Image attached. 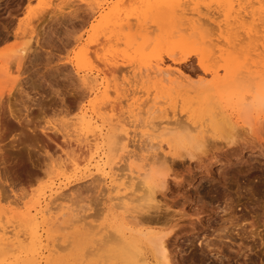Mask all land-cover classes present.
I'll list each match as a JSON object with an SVG mask.
<instances>
[{
	"label": "rangeland",
	"instance_id": "rangeland-1",
	"mask_svg": "<svg viewBox=\"0 0 264 264\" xmlns=\"http://www.w3.org/2000/svg\"><path fill=\"white\" fill-rule=\"evenodd\" d=\"M141 1L142 0H129L128 2V0H124V2H126V5H124L125 3L123 0H0V40H2L0 41V63L9 62L8 68L13 78H16L18 74L16 62H14L18 60L16 56L21 53L20 50L25 49L23 59L21 60L23 65H20L21 68H19L22 72L20 71L21 74L18 75L14 83L10 81L13 86L6 79L7 83L5 81L2 85L0 84V86H2L1 91H3L0 96V121H2V125L6 128L5 131L7 132V134H4L6 132L3 133V135H5L3 138L0 137V145L3 147V143H5L3 148L6 146L8 147L10 144L7 145V143L10 139L12 141L9 143H13L15 139H19V132H21L22 135V132L25 130L24 133L26 134L25 138L23 137L25 134L22 136L24 139L20 137V140L22 139L23 141L20 143L21 145L16 142V144H18L17 148L16 146L12 149L9 147L11 150H8L4 163H2L0 159V219L3 218L2 221H0V229L4 227L0 230V264H9V262L15 260L16 257L24 259V257H29L32 254L36 258L35 264H123L114 257V251L120 248L122 244L119 243L118 239L112 240L111 237L115 238L114 236L117 235L116 237L121 239L119 232L122 226H124L123 233L128 235L130 229H138L140 227L148 228L153 225V223H149L146 220L147 216L144 218L143 222V219H140L141 225L137 220L138 223L135 222L134 224V221H130L131 217L129 216L131 213L129 211H126V209L122 207V209L116 207L118 203L115 202L118 201L110 199L111 194L108 193L103 181L97 178L93 167L94 160L97 159L98 152L101 151L102 148L94 152L92 156L93 159L91 158L89 162H83L84 160L82 161L80 159L82 158L81 149H83L80 146H82L81 144L83 142L80 141L79 138H81V135L75 130L77 127L74 126L73 123L77 122V117H80L83 112H86L87 115L88 113L89 115L92 114L94 119L98 118L99 124L102 122L104 132L107 130H119L120 128L116 127L123 125L124 128H128V131L133 132L130 133L131 135H135L136 133L140 135V131L144 129L143 125L148 121L151 123L154 121L155 124L159 121L164 123L165 120L167 121L170 119L169 117L170 115L172 116L173 111L176 112V110H179L178 108L172 109V104L175 100L182 97L180 95L183 92L177 95L176 92L180 91L177 85L168 83V81H159V79L153 77V75H150L151 77L148 76L149 70L147 69H149V66L154 65L156 60L162 62L165 66L170 65V67V63H172V66L178 67L188 76L189 82L191 81L193 86L201 87L204 83L210 81L211 76L203 74L198 59L204 55V52L206 54L204 56H211L214 58V56L216 57L219 55L220 50L226 49V45L229 46V44L226 43L225 35L223 36L224 33L221 34L222 29H224L226 25L225 10L219 8L217 3L211 2L210 0H196L199 6L203 7L200 8V11L203 9L201 11L203 19L206 20L207 18L209 23L211 22L210 24L207 22L209 26H207L205 38L201 37L199 30L193 32H197L196 35L201 40H199L197 36H191L192 31H189V29L184 30L188 27L187 24L180 23L171 28L169 32L170 36L162 39L155 24L148 21V31L151 34L148 33L147 40L143 42L140 34L142 31L140 28H137L134 17L136 11L139 9V2ZM243 1L245 4L242 3ZM233 3L235 6L234 9H237L240 4L246 12L249 11V13L258 12L264 8L263 0H233ZM106 9L109 10L106 13L110 11L119 12L120 17H126L131 26L134 27H130L129 29L125 28L126 30H121L118 27L108 28L105 21L103 24V17L106 15V13L105 15L103 14L105 12H103V10ZM58 10H60L61 13ZM97 13H101V16ZM216 14H218V17ZM219 14H221V16ZM215 16L217 18H215ZM132 18H134V20H131ZM126 21L124 20L123 23ZM256 23L260 24L258 21L253 22L251 18H248L244 22V29L240 30V34L243 32V37L241 35L238 37V39H240V37L244 39L236 41L241 43V46H239V49L235 48V53L232 51V56L248 62L264 58V23L261 24L260 27H257L259 24L256 25ZM150 25L152 27H150ZM31 28H34V32L31 31ZM257 28L259 29L257 30ZM213 29L216 30L214 31ZM6 32L8 34H6ZM252 32L254 37L253 35L251 37L248 35V33L251 35ZM4 34L8 36L3 38L5 37ZM130 34H133L132 44L128 42L130 41ZM209 34L212 35L210 36ZM213 34H218V37ZM255 35H260L261 38H257ZM182 36L190 37L189 39L187 38V47L184 49H172L174 45L180 43ZM220 38L223 39L226 45H223L222 42L215 43L216 39L219 41ZM253 38L255 40H253ZM212 39L215 40L213 41ZM248 39L250 40L249 42ZM206 40L209 41V43H207ZM173 41L175 42L174 45H172ZM204 41L205 44H202ZM251 41L254 44H251ZM242 44L243 46L245 45L243 48ZM172 50L173 55L169 56ZM216 50L218 51L216 52ZM185 53L190 54L186 60H183ZM13 55L15 56L12 57ZM10 56L12 58H10ZM172 57L174 59H171ZM103 62L107 66L104 65ZM77 63L78 65H76ZM111 66L115 68V70H113L115 72H111ZM141 68H143V70ZM84 72L90 74L92 77L97 76V82L92 88L83 84L81 76L85 74ZM1 79L3 80V78ZM95 85L97 89H94ZM4 86L7 87L5 88ZM75 94L76 96H80L77 98ZM148 99L149 101H147ZM159 100L161 102H159ZM221 105L224 106L225 103L221 102ZM8 106H11L10 108L15 115H20L19 117L21 118L23 117V128H21L22 126L17 127L18 125H15L17 123L9 118ZM156 107L158 111H156ZM167 110L171 111L170 115ZM229 112H231V110H229ZM181 114L182 116L184 115V118L187 113L186 111H182ZM181 114L179 115L181 116ZM232 116L234 117V115ZM25 118L26 120L30 118V121L32 119L34 120H32L29 125L31 128L36 126L34 130L36 134H33L31 128L26 126ZM121 120L124 122L129 121L125 122L128 123V125L124 122L122 123ZM119 121H121V123ZM15 127L17 130H15ZM59 127L61 130H59ZM105 127L106 129H104ZM111 127L114 129H111ZM64 129L68 131V135H64ZM53 130L56 132L54 133ZM27 131H31L32 133ZM51 131L54 133V137L52 134L51 136L49 135L52 133ZM37 134H39L40 137L42 135V139ZM120 134L121 133L117 131L116 139L118 141L120 140L118 139ZM139 135L136 134L133 137L134 143L130 142L129 145L132 144V146H129L125 150H120L118 148L120 141L118 143L116 139L115 148L112 146L109 150L107 149L111 160L115 163V169L121 166L120 168H125L126 170L125 161L127 151H134L138 155L146 154V160L136 159L135 165L141 168L144 167V165H146L145 168L151 165L154 171L157 170L158 183L162 182L161 180L163 178L167 180V187L159 186L157 188V200H161V204H163L161 205L162 211L160 210L158 213L160 212V215L166 214L167 216L169 214V217L171 214L173 215V213H175L172 219L178 218L177 220L180 222L178 225L183 226L185 224L186 226L184 228L185 230L176 231L179 226L173 225L175 221L172 224L158 222L157 225H155L158 229H161L162 233H166L167 231L170 232L168 236H172L168 242L173 244H169L167 247L168 252H170L169 255L171 257L173 256L176 262H182L183 259L181 258H185L184 260L186 262L183 260L185 262H183V264H218L211 254L203 261H194V259H196L199 253L197 237L199 238L204 234H208L209 228L207 226V221L222 215L220 211L215 213L216 215L211 214V211L216 208L220 210L224 205L223 199H221L222 193H220L223 191V187L219 186L221 184L215 183L214 181L216 175L224 168V165L221 162L209 165V159L204 160L205 162L203 163L200 162L199 159L196 160L194 158L190 160L188 157L186 158V156L177 158V160L174 158L175 160H173V162V158H171L173 156H171V154L182 152L181 150H183V148H173L170 153L168 152V146L163 143V150L165 152L167 151L166 153L170 158L168 159L166 157L167 160H169V166H164L163 164V166H161V163L159 164V159L154 156V153H156L158 149L155 150L154 147L146 152L145 148L147 142L141 144L143 142L140 143V141H142L143 138L141 139V137H138ZM30 137L36 141V144ZM38 138L41 139L40 142L43 140L42 144L38 142ZM54 138L57 139L54 141ZM135 139L138 140L136 143ZM37 145L39 146L37 147ZM133 145H137V147ZM140 146L144 149L142 150L139 148ZM27 148L29 150H27ZM18 149H22V151ZM192 150L196 151L195 149ZM35 151L38 152L35 154ZM102 151L104 150L102 149ZM238 152V159L251 157L253 159L252 161L257 165L248 175L241 174V176H236L238 177L237 179L232 175V172L239 169V167L241 169L243 165L239 164V167L235 165L236 168L234 166L228 168L229 173H227V175H229H226V177L228 178L227 184L229 186L227 185V190H225L229 198H227V201H231L237 214L246 213L252 216L257 215L254 218L258 220L262 218L261 220H264L263 143H261V145L256 144L253 147L244 148L242 151ZM38 153L39 155H37ZM61 153L62 156L64 155L63 158L60 157ZM75 157H77V159L79 157L80 161H82L79 163L80 167L89 164L92 168L91 171L93 176L91 175L75 180L78 177H82L85 173L74 177L73 174H71V169H67L66 166L64 169V164L68 162L69 168L71 166L70 158ZM122 157L125 159L123 160ZM150 157H153V163H151V159L149 160ZM155 163H158L161 169L159 167L156 168L158 164L155 165ZM32 166H34L33 168L37 172L31 168ZM242 169L244 170L245 168L243 167ZM87 173H89V171ZM66 178H69L72 183L69 184L68 188L63 190L64 193L68 190L63 194L68 197V204L74 209L77 208L81 211L78 215H91L88 221L92 225H97L92 233V229L88 231L89 229L87 230L85 228L86 230H84L82 225L71 222L66 223L61 217L58 202L53 205L49 219L46 217H39V214L36 212V204H34L36 203V199L46 196L51 186L59 182H64V180L66 181ZM213 186L215 187L213 188ZM165 189L166 191H164ZM161 190L162 192L164 191L163 194ZM67 194H69V196ZM137 196L139 197V192ZM164 204L168 205L165 206ZM202 207L203 210L201 209ZM166 208H168V210ZM164 211H168L169 213H163ZM181 213H184L185 216L180 217ZM150 214H152V216L157 215L153 210L150 211ZM189 218L194 220V226L202 227V229L200 231L191 230L189 226L191 227L192 224L189 225L187 221ZM249 218L247 219L249 220ZM47 222L50 223V225H48ZM113 225H117L118 227L121 225V227H119L120 229L118 230L117 226L115 229ZM257 226L259 227L258 232L264 237V229L261 222H259ZM116 230L118 231L116 232ZM4 231L5 234H3ZM87 231L90 233L89 235H86L88 234ZM32 232H36L35 234H37V237L39 236L40 242L38 239L37 241L33 240ZM111 232H113L112 236ZM244 242L247 243L248 246H251V250L246 257V264H264V245H260L259 238H249ZM102 243L104 244L102 245ZM20 246H22V248ZM100 246L103 248H100ZM45 256L47 257L46 260ZM224 263H226V261Z\"/></svg>",
	"mask_w": 264,
	"mask_h": 264
},
{
	"label": "bare ground",
	"instance_id": "bare-ground-1",
	"mask_svg": "<svg viewBox=\"0 0 264 264\" xmlns=\"http://www.w3.org/2000/svg\"><path fill=\"white\" fill-rule=\"evenodd\" d=\"M210 1L217 3L219 8H222L223 10H225V13H226L225 14V17H226L225 18V24L226 25L224 26V29H222L221 34L224 33L223 36L225 35L226 43L229 44V46H227L226 43L223 42L222 38H220L219 41H217V39H216L215 43H221L222 42L223 45H226L227 48L220 50L219 55L216 57L214 56V58L211 56L210 57L204 56V55H206L204 52L203 53L204 55L198 59V62H199V65L202 69L203 74L207 75V76L208 75L211 76L210 81H208L207 83H204L201 87H195L191 84V81L189 82L188 76L185 75L178 67L176 68V67L172 66V63H170L171 67H170V65L165 66L162 62H159L158 60H156V63L154 65H150L149 69H147V70H149L147 75L148 76L153 75V77L158 78L159 81H162V82L168 81V83L177 85V88L180 90L179 92H176L177 95H180L179 94L180 92H183V93L180 95L182 97H180L174 101V103L172 104V109L178 108L179 110L178 111L176 110V112L173 111L172 116L170 115L171 111L167 110V112L169 111L170 117L169 116L168 117L170 119L167 121L164 119L165 120L164 123H161L159 121L157 124H155L154 121H153V123H151L149 121L146 122V120H145L146 123L143 125L144 129L140 131V135L138 133H136L137 131L135 133L137 135H139L138 137H141V139L142 138L144 139V140L142 139V141H140V143L143 142L141 144H144V142L145 143L147 142L146 143L147 146L145 148L146 152L150 151L154 147H155L154 148L155 150L158 149V151H156V153H154L155 154L154 156H156V158L159 159V164L161 163V166H163V165L169 166L168 165L169 160H167V158L169 159L170 157H168V155L166 153L167 151L165 152L163 150L164 147H162V146L164 144H166L168 146V148H169L168 152H170L173 148H178V147L183 148V150H181L182 152H176V153L171 154V156H173V157H171V158H173L172 161L175 160L174 158H176V160H177V158H182V157L186 156V158L188 157L190 160L195 158L196 160L199 159V161L203 162V163L205 162L204 160L209 159V162H208L209 165H213L214 163H217V162H221L224 165V168L222 169V171L218 175H216L215 180L213 179L215 181V183L221 184L219 186L223 187V189H222L223 191L220 193H222L221 199H223L224 205L222 206V208L220 210L218 208H216V209H213L211 211V214H213V215H216L215 213H217L219 211L222 212V215L218 216V218H214L213 220H208L207 221V226L209 228L208 234H204L202 237H199V238L197 237V246L199 247L198 248L199 253L196 256V259H194V261L195 260L196 261L197 260L203 261L207 258L208 255L211 254L212 257H214L216 259L218 264H246L247 263L246 257L248 256V252L251 250V246H248L247 243H245L244 241L246 239H249V238L255 239L256 237H258L260 240V245L261 246L264 245V237H262L260 232H258L259 227L257 226V224L259 222H261V225L263 226V229H264V220H261L262 219L261 218L260 219L261 221H260L256 218H254L257 215L252 216L251 214H246V213L237 214V211L234 209L231 201L230 202L227 201L228 197L226 195L225 190H227V187L229 185L227 184L228 178L226 177V175H227V173H229V169H228L229 167L234 166L236 168V166H238L239 164H242L243 166L240 169V167H239L240 165H239L238 166L239 169H236V171L234 170V172H232L234 169V167H233V169L231 171L232 175L234 177L239 176V175L241 176V174L248 175L256 167L257 164L255 165V163L252 161L253 159L251 157H246V158L244 157V158L238 159L237 158L239 156L238 151H242L244 148H247V147H253L256 144L261 145V143H263V146H264V139H263L264 138V136H263L264 135V58L257 59V60L255 59L251 62H248L246 60L244 61L243 59H241L242 60L241 61L238 58H236L235 56H232V53L233 52L235 53V48L239 49V46H241L240 45L241 43L236 42V41H238V40L241 41V39H244L241 37H240V39H238V37L240 35L243 37V32L240 34V30L244 29V22L248 18H251V20L253 22L254 21L260 22V24L258 23L259 25L256 23V25H258L257 27H260V25L264 23V8L261 11H258L255 13H249V11L246 12V10L240 4L238 5L237 9H234L235 1L233 3V0H210ZM258 1H261V0H258ZM123 2H124V0H123ZM126 2H124L125 4L124 3L123 4L126 5ZM128 2H129V0H128ZM139 3H140L139 9L136 11L134 17H135V24H136L137 28H140L142 31V33H140V34L142 36L143 42L145 40H147V34L150 33L148 31V26H149V25H147L148 21L155 24V27L157 30H159V35L161 36L162 39L170 36L169 32L171 31V28L179 25L180 23L181 24L182 23L187 24L188 27H186L184 30L189 29V31H192L191 36L196 37L197 32H193V31L199 30L201 37L205 38L207 26H209L208 25L209 21L207 20L206 17H205L206 18V20H205V19H203V16H201V11L203 9L200 11V8H203V7L199 6L198 1H196V0H186V1H183V0H142ZM242 3H244V1ZM254 3H256V2H254ZM110 6H112V5H110ZM108 8H110V7H108ZM106 10H103V12L105 11L103 13L104 15L106 12L109 11V10H107V11ZM58 11H60V10H58ZM60 13H61V11H60ZM121 13H122V11H121ZM209 13H210V11H209ZM209 13H207V14H209ZM54 14H56V13H54ZM57 14H59V13H57ZM100 14L101 13H99L98 15H100ZM219 15L221 16V14H219ZM216 16L218 17V14H216ZM216 16H215V18H217ZM103 19H104L103 24L105 21V24H107L108 28L118 27L119 29L124 30L125 28L129 29L130 27H132V28L134 27V26H131V24L128 22V19L126 17L125 18L120 17L119 12H117V11H115V12L110 11L109 13H106V15L103 17ZM99 20H101V19H99ZM124 20L125 21L127 20V21L125 23H123ZM131 20H134V18H132ZM38 21H39V19H38ZM42 21H43V19H42ZM217 25H218V23H217ZM34 26H36V25H34ZM213 26H216V25H213ZM253 26H255V25H253ZM150 27H152V26L150 25ZM258 29L259 28H257V30ZM182 30H183V28H182ZM31 31L34 32V28ZM7 32H6V34H8ZM129 33H130V31H129ZM132 35L133 34H130V36H131V37H129L130 41H128V42H130V44L133 43V41H132L133 36ZM180 35H182V34H180ZM209 35L211 36L212 34H209ZM213 35H216V34H213ZM248 35L250 37L253 35V37H254L253 32L251 35H250V33H248ZM7 36L5 35V37H3V38H6ZM14 36H15V33H14ZM256 36L257 35H255V37ZM258 37H260V35H258L257 38ZM187 38L189 39L190 37L189 36L188 37L182 36V39L180 40V43L178 45L177 44L174 45L175 42L173 41L172 45H174V46L173 47L171 46L172 49H175V48L184 49V48H186L187 44H188ZM247 38H245V39H247ZM199 40H201V39L199 38ZM212 40L214 41L215 39H212ZM253 40H255V39L253 38ZM0 41H2V40H0ZM249 41L250 40L248 39V42ZM128 42H127V44H128ZM207 43H209V41H207ZM252 43L253 42L251 41V44ZM202 44H205V41H204V43L202 42ZM244 46L242 44V48ZM252 46H254V45H252ZM246 47H247V45H246ZM20 51H21V53L19 55L15 54V55H17L16 57H18V60L14 61V62H16V65H17V71H18V74L16 75L17 77H18V75L21 74L20 73L21 70H19V68H21L20 65H23L21 60L23 59V54L25 52V49H22ZM217 51L218 50H216V52ZM189 54L185 53L183 60H186V58H188ZM15 55H13L12 57H14ZM172 55H173V50L169 56H172ZM12 57L10 56V58H12ZM174 57H175V55H174ZM171 59H174V58L172 57ZM170 61H172V60H170ZM8 64H9V62H7V61L0 63V84L1 85L3 83H5L6 80L14 83V81L17 79V77L16 78L11 77L10 71L8 68ZM103 64H104V62H103ZM76 65H78V63ZM104 65H106V64H104ZM112 67L113 66H111V69L109 67V69L111 70V72H115V71H113V70H115V68H112ZM141 69L143 70V68H141ZM142 70H141V73H142ZM77 73L79 74L78 71H77ZM97 74H98V72H97ZM81 77H82L83 84L86 86H89V88H92L94 86V84L97 82V76L92 77L88 73H85ZM1 78H3V80ZM100 78H101V76H100ZM7 81H6V83H7ZM11 82H10V84L12 85ZM5 85H7V84H5ZM4 87L6 88L7 86H4ZM1 89H2V86H0V96L2 95V92H3V91H1ZM20 89H21V87H20ZM94 89H97L96 85H95ZM76 94H75V96H76ZM79 96H76V97L78 98ZM82 96H84V95H82ZM9 98H10V96H9ZM149 99L147 101H149ZM76 100H75V102L77 103ZM159 102H161V101L159 100ZM221 102L225 103V105L224 106L221 105ZM162 103H165V102H162ZM10 104H11V102H10ZM10 107L11 106H8L9 118L14 120V122L17 123V124H15V125H18L17 127L22 126L21 128H23L24 127V125L22 124V123H24L22 121L23 117L21 118V117H19L20 115L19 116L15 115V113L13 112V110ZM142 107H144V106H142ZM43 110H45V109H43ZM229 110H231V112H229ZM148 111L150 112L149 109H148ZM156 111H158V108ZM182 111H186V113H187L184 118H183L184 115L182 116V114H181ZM179 114H181V116ZM88 115H89V113H88ZM88 115L86 112H83L80 115V117H77V122L73 123V125L77 127L75 130L78 131L79 134L81 135V138H79L80 141L83 142L81 144L82 146L78 145L84 149V150L81 149V151H82L81 156L83 159L82 158H80V159L82 161L84 160L83 162H86V161L89 162L91 160L94 152H96L97 149L99 150V148H102L104 151H102V149L99 152L97 151L98 157H97V159L94 160V163H93L94 166L93 167H94L95 174H96L97 178H99V179H101V181H103V184L105 185V188L108 190V193L111 194L110 199L111 200L114 199V200L118 201V202H115V203H118V204H116L117 205L116 207H120V208L122 207V208L126 209V211H129L131 213L129 216V217H131L130 221H132V222L134 221V224L137 221L140 224L141 223L140 221L143 219L142 220V222H143L144 218L146 216H147L146 220L149 223H153V225H151V227H148V228H141L140 227L138 229H130V233L128 235L123 233V230H124L123 227L124 226H122V229L119 232L121 235V239L119 237L117 238L116 237L117 235L114 236L115 238L111 237L112 240L118 239L119 243L122 244V246L120 248H117L114 251V257H116L123 264H183V262L185 261L184 260L185 258H181L184 260V261L182 260V262L181 261L176 262L174 260V257L173 256L171 257L169 255L170 252H168L167 247L169 244H173V243L168 242L172 238V236L171 237L168 236V234L170 232L166 231V233H164V232L162 233L161 229L160 228L158 229L155 226V225H157L158 222L159 223L163 222V223H167V224H169V223L172 224L175 221L173 224L174 226H176V225H178V223H180L177 220L178 218L172 219V217L175 216V213H173V215L171 214L170 217H169L168 211L163 212V213L168 212L167 213L168 216L166 214H163L164 216L160 215L159 214L160 212L158 213V211L161 210V205H163V204H161V202H162L161 200H157V191H158L157 188L159 186H162V187L166 186L167 180L165 178H163L161 180L162 182L158 183L157 182L158 178H157V174H156L157 170L154 171L153 168L151 167V165H149L147 168H145L146 165H144V164H143L144 167H142V168L140 166H136L135 160L136 159H141L143 161L146 160V154L145 155H138L137 153H135L134 151H131V150L127 151V153L125 152L127 154L126 155V161H125L126 170H125V168L124 169L120 168L121 166L115 169V163L111 160L109 153H108V150L112 146L113 147L116 146L117 131H119L121 133L120 136H118V139H120L119 140L120 143L117 140L119 143L118 148L120 150H125L129 146H132V144L131 145H129V144H130V142L134 143L133 137L136 134L131 135L130 133H133V132L128 131V128L127 129L124 128L123 125L116 127V128H120L119 130H116V131L111 130L112 132L107 130L106 132H104L103 131L104 126H102V122H101V124H99L98 118L94 119L92 114L89 116ZM232 115H234V117ZM29 119L26 120V118H25V121H26L25 124H26V126L30 127L29 123L33 119L31 121ZM121 121H119V122L121 123ZM123 122L124 121H122V123ZM125 122H129V121H125ZM131 122H132V120H131ZM125 124L128 125V123H125ZM35 127L34 126H33V128L30 127L33 134H36V133H34ZM21 128H19V129H21ZM104 129H106V127ZM111 129H114V128L111 127ZM5 130H6V128L3 127L2 121H0V137L3 138L5 136V135H3V133L6 132ZM15 130H17V128ZM59 130H61L60 127H59ZM31 131H27V132L32 133ZM64 131H65L64 135H68L67 134L68 131H66L65 129H64ZM24 132H25V130H24ZM24 132H22V135H21V132H19L20 133L19 136L22 137L25 134ZM53 132H54V130H53ZM53 132L52 133L49 132L50 134L49 133L48 134L51 136V134L53 135L56 131L54 133ZM38 133H40V132H38ZM4 134H7V132ZM28 135H29V133H28ZM37 135L39 136V134H37ZM20 137H19V139H15L13 141V143H9L10 141H12L11 139H10V141L8 140L9 142L7 143V145L10 144V146H8V147L5 145L6 147L3 148L5 143H3V147L0 145L1 146L0 147V159H1L2 163H4L6 161V154H7L8 150L15 148V146L17 148V145L20 144L21 142H23L22 139H24L26 137V134H25V136H23L24 138L22 137L21 140H20ZM32 137H30V138L32 139ZM36 137H35V140H36ZM41 137H43V136L41 135ZM53 137H54V135H53ZM40 138H38L39 139L38 142L41 141L42 138L41 139ZM57 138H54V141ZM137 139H135V143L138 141ZM16 140H18V141H16ZM32 140L36 144V141H34V139H32ZM154 141H156V142H154ZM16 142L18 144H16ZM33 142H30V143H33ZM40 143L42 144L43 140ZM35 144H34V146H35ZM25 145H24V147H25ZM27 146H29V145H27ZM38 146L39 145H37V147ZM141 146L139 148H141ZM9 147L11 149H9ZM40 147H41V145H40ZM134 147H137V145ZM28 148H27V150H29ZM31 149H32V147H31ZM141 149L143 150L144 148L142 147ZM192 149H195L196 151H194ZM39 150H40V148H39ZM19 151H22V149ZM19 151H17V152H19ZM37 152L35 151V154ZM40 152H41V150H40ZM42 152H44V151H42ZM63 152H65V151H63ZM260 152H263V151H260ZM68 154H69V151H68ZM79 154H80V152H79ZM29 155H31V154H29ZM37 155H39V153ZM60 155H61L60 157L63 158L64 155L62 156V153ZM83 156H86L88 158L83 157ZM152 158L151 157L149 158V160L151 159L150 160L151 163H153ZM70 159H71L70 160L71 166L69 165L70 167L68 168V164H67L68 162H67L66 163L67 165L64 164V169L66 167H67V169H71V171H72L71 174H73L74 177L76 175L85 173L82 177H78L75 180H79L80 178L89 177L93 174L91 171L92 168L89 166L88 163H87L88 165L85 164L84 167L82 166L83 168L80 167L79 163L82 161H80L79 157H78L79 160L77 159V157L70 158ZM122 159L124 160L125 158L122 157ZM59 160H60V158H59ZM156 164H158V163H155V165ZM159 164L156 166V168L161 167ZM57 165H58V162H57ZM82 165H84V164H82ZM41 166H42V164H41ZM33 167L34 166H32L31 168L34 170ZM38 167H40V166H38ZM199 167H200V165H199ZM243 167L245 168L244 170L242 169ZM39 171H38V173H39ZM41 171H42V169H41ZM88 171H89V173H87ZM35 172H37V171H35ZM214 177H215V172H214ZM237 178L238 177H236L235 179H237ZM61 181H62V179H61ZM70 183H72V181L69 180V178H66V181L64 180V182H59L58 184L51 186L49 189V193L46 196L39 197L36 199V203H34V204H36L35 205L36 212H37V214H39V217H46L47 219H49V217H50L49 215H51L50 212L53 208V205L56 202H58V207L61 211L60 212L61 217L64 219V221H66V223L71 222V223H75L78 225H82L84 227V230L89 229L88 231H90L92 229L91 230V233H92L93 229L94 228L96 229L97 225L96 226L92 225L88 221L89 218L91 217V215H88V214L87 215H78V213L81 211H79V209H77V208L74 209L70 204H68L69 203L67 201L68 197H66V195H64L68 190L65 191V193L63 192V190L68 188ZM214 187L215 186H213V188ZM101 188H102V186H101ZM164 191H166V189ZM138 192H139V197L137 196ZM161 192H162V190H161ZM163 192H162V194H163ZM67 195L69 196V194H67ZM134 203H136V204H134ZM166 205H168V204H166ZM217 207H219V206H217ZM166 209L168 210V208H166ZM166 209H164V210H166ZM201 209L203 210V207ZM151 210H153V212L157 215L152 216V214H150ZM82 213H84V212H82ZM247 215H249V216H247ZM124 216H126V215H124ZM184 216H185V214L181 213L180 217H184ZM247 218H249V220ZM258 218H259V213H258ZM2 219H0V221H2ZM181 221H183V220H181ZM187 221H188L189 225L192 224L191 227L189 226V228L191 230L200 231L202 229V227L193 225L194 224L193 219L189 218V219H187ZM47 224L50 225V223H48V222H47ZM113 226H115L113 228L116 229L117 225H113ZM178 226H179L178 229L177 230L175 229L176 231H181V230L183 231V229L186 227L185 224L183 226L182 225L181 226L178 225ZM51 227H53V226H51ZM119 227H121V225ZM119 227L117 226L118 230L120 229ZM3 228L4 227H2V229ZM2 229H0V230H2ZM31 230H32V228H31ZM118 230H116V232ZM111 231H113V230H111ZM1 233H2V231H1ZM35 233L36 232L31 233L33 236L32 237L33 240L37 241V239H38V241L40 242V240L38 238L39 236L37 237V234H35ZM112 233L113 232H111V236H112ZM3 234H5V231ZM89 234L90 233L88 232V234H86V235H89ZM3 237H4V235H3ZM103 244L104 243H102V245ZM54 245H56V244H54ZM101 246H100V248H103ZM20 247L22 248V246H20ZM2 249H4V248H2ZM46 258L47 257L45 256V260H46ZM35 259L36 258H35V256H33V254L29 257H26V258L24 257V259L16 257V259L9 262V264H35V262H36ZM107 260H108V258H107ZM1 261H2V259H1ZM42 261H44V260H42ZM190 261H191V258H190ZM225 261H226V263H224Z\"/></svg>",
	"mask_w": 264,
	"mask_h": 264
}]
</instances>
